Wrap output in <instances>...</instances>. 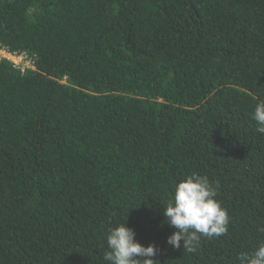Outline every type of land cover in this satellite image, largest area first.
Returning <instances> with one entry per match:
<instances>
[{
    "label": "trees",
    "instance_id": "1",
    "mask_svg": "<svg viewBox=\"0 0 264 264\" xmlns=\"http://www.w3.org/2000/svg\"><path fill=\"white\" fill-rule=\"evenodd\" d=\"M0 264H107L126 223L159 264H240L264 243V0H0ZM229 215L167 243L175 185ZM183 244V241H181Z\"/></svg>",
    "mask_w": 264,
    "mask_h": 264
},
{
    "label": "clouds",
    "instance_id": "2",
    "mask_svg": "<svg viewBox=\"0 0 264 264\" xmlns=\"http://www.w3.org/2000/svg\"><path fill=\"white\" fill-rule=\"evenodd\" d=\"M251 119L257 125L255 131L264 135V101L257 103ZM217 187L212 185L207 176L196 173L175 185L173 198L163 213L166 223L176 229L167 240L170 246L194 252L202 236L214 238L227 233L229 215L216 199ZM107 246L108 250L103 256L107 264H159L154 259L157 255L156 246L141 245L136 240L135 231L127 227L126 223L109 231ZM238 260L240 264H264V243L251 253L241 252Z\"/></svg>",
    "mask_w": 264,
    "mask_h": 264
},
{
    "label": "built area",
    "instance_id": "3",
    "mask_svg": "<svg viewBox=\"0 0 264 264\" xmlns=\"http://www.w3.org/2000/svg\"><path fill=\"white\" fill-rule=\"evenodd\" d=\"M0 58H6V59L12 61L14 64H15V61H14L15 58L23 59L25 62H28V65H26V66H24V65H18V66L15 65V66L21 68L22 70H24L25 68H28V67H32V65H33L31 60L29 59V57L27 55H18V56L17 55H12L10 53H7L4 50H0Z\"/></svg>",
    "mask_w": 264,
    "mask_h": 264
},
{
    "label": "rangeland",
    "instance_id": "4",
    "mask_svg": "<svg viewBox=\"0 0 264 264\" xmlns=\"http://www.w3.org/2000/svg\"><path fill=\"white\" fill-rule=\"evenodd\" d=\"M14 61H15V65H24V66H26V65H28V62H25L23 59H21V58H15L14 59Z\"/></svg>",
    "mask_w": 264,
    "mask_h": 264
}]
</instances>
